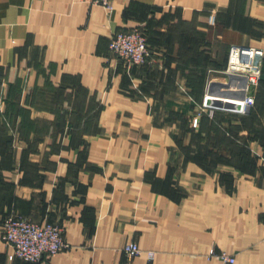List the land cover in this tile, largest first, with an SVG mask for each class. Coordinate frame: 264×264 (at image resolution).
Masks as SVG:
<instances>
[{
	"label": "crops",
	"instance_id": "0c3cea01",
	"mask_svg": "<svg viewBox=\"0 0 264 264\" xmlns=\"http://www.w3.org/2000/svg\"><path fill=\"white\" fill-rule=\"evenodd\" d=\"M135 27L147 62H109ZM234 44L264 51V0H0V264L8 214L63 228L46 264H264V66L246 115L203 105Z\"/></svg>",
	"mask_w": 264,
	"mask_h": 264
},
{
	"label": "built area",
	"instance_id": "2783aa9c",
	"mask_svg": "<svg viewBox=\"0 0 264 264\" xmlns=\"http://www.w3.org/2000/svg\"><path fill=\"white\" fill-rule=\"evenodd\" d=\"M90 3L112 11L114 0H88ZM109 54L114 63L122 61L125 65H144L149 56V43L145 31L135 27L115 33L109 43ZM264 66V51L248 45H231L227 65L219 71L226 81L219 82L227 88H210L213 81L208 83V90L203 105L212 110H226L238 114H246L255 105V94L262 78ZM220 102V104H219ZM199 125V116L192 119V127ZM63 228L49 221H30L21 215L8 214L2 221L1 238L12 248L14 257L25 264H46L44 258L54 257L68 249ZM127 260H132L142 254L140 247L131 242L122 249ZM150 260L154 252L147 253ZM224 264H235V257L225 252L212 251Z\"/></svg>",
	"mask_w": 264,
	"mask_h": 264
},
{
	"label": "rangeland",
	"instance_id": "374dc122",
	"mask_svg": "<svg viewBox=\"0 0 264 264\" xmlns=\"http://www.w3.org/2000/svg\"><path fill=\"white\" fill-rule=\"evenodd\" d=\"M224 70V69H223ZM219 75H221V76H223L222 74H219ZM215 76H217V78H219L218 77V75L216 74ZM215 76H213V77H211V78H214ZM224 77V76H223ZM213 84V83H212ZM213 111H215V110H212V113H213ZM218 111H221V110H218ZM223 112H229V111H224V110H222ZM229 113H235V112H229ZM235 114H237V113H235ZM194 129H197V128H194ZM190 142H192V144L193 145H196L197 144V142L198 141H200L201 139H200V137H197V135L196 134H192V135H190V137H189V139H188ZM220 143L222 144V146H226V147H228V146H230V147H232L233 148V150H232V154H233V156H235L236 157V159H238L239 157H241L243 154L240 152V150L238 149V146H237V143L236 142H229V141H224V140H220ZM221 152H222V155H223V153H226L224 150H221ZM221 155V156H222Z\"/></svg>",
	"mask_w": 264,
	"mask_h": 264
},
{
	"label": "water",
	"instance_id": "95a60500",
	"mask_svg": "<svg viewBox=\"0 0 264 264\" xmlns=\"http://www.w3.org/2000/svg\"><path fill=\"white\" fill-rule=\"evenodd\" d=\"M213 83V84H212ZM210 85V88H214V87H218V88H227L228 86L223 84V83H219V82H212ZM220 104V102H219Z\"/></svg>",
	"mask_w": 264,
	"mask_h": 264
},
{
	"label": "trees",
	"instance_id": "16d2710c",
	"mask_svg": "<svg viewBox=\"0 0 264 264\" xmlns=\"http://www.w3.org/2000/svg\"><path fill=\"white\" fill-rule=\"evenodd\" d=\"M144 31H145V30H144ZM145 34H146L147 39H148V35H147V32H146V31H145ZM262 75H263V74H262ZM261 79H262V78H261ZM260 82H261V80H260ZM260 82H259V85H260ZM259 85H258V87H259ZM256 90H257V89H256ZM255 101H256V94H255ZM254 106H255V105H254ZM254 106H253V107H254ZM253 107H252V108H253ZM252 108H250V110H249L248 112H250V111L252 110ZM248 112H247V113H248ZM247 113H246V114H247ZM237 114H238V113H237ZM246 114H240V115H246ZM223 118H224V117H222V119H223Z\"/></svg>",
	"mask_w": 264,
	"mask_h": 264
}]
</instances>
